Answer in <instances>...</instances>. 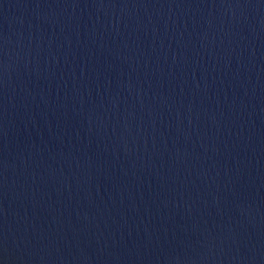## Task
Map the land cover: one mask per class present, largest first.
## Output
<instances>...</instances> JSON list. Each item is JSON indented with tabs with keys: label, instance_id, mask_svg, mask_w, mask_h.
<instances>
[{
	"label": "water",
	"instance_id": "1",
	"mask_svg": "<svg viewBox=\"0 0 264 264\" xmlns=\"http://www.w3.org/2000/svg\"><path fill=\"white\" fill-rule=\"evenodd\" d=\"M0 264H264V0H0Z\"/></svg>",
	"mask_w": 264,
	"mask_h": 264
}]
</instances>
